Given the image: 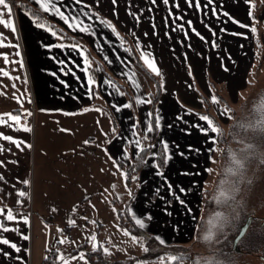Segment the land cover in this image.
<instances>
[{
    "label": "crops",
    "instance_id": "obj_1",
    "mask_svg": "<svg viewBox=\"0 0 264 264\" xmlns=\"http://www.w3.org/2000/svg\"><path fill=\"white\" fill-rule=\"evenodd\" d=\"M25 2L84 39L98 62L85 65L84 46L80 44L81 52L71 46L77 43L60 42L47 27H39L24 9ZM55 2L70 16L83 17L89 31L69 28L62 17L43 9L36 0H6L0 5L4 9L0 14L15 25L13 30L10 24L0 21V53L7 54L0 55V113L11 112L21 117L16 122L0 116L6 121L0 124V132L28 142L17 146L15 141L0 136V160L4 161L0 165V207H5V213L10 207L14 215L29 217L27 221H7L6 214H0V220L11 225L0 228V236L18 246L12 248L0 241V264H31L34 214L45 217L46 208L51 207L73 209L79 200L91 194L94 185L101 190L105 186L106 191L123 192L122 198H129L131 214L145 220L147 231L167 243H189L200 216L204 182L209 175L206 169L212 163L209 157H213L216 147V141L207 137H217V132L205 133L197 127L208 126L202 119L204 97L225 119L228 115L219 110L225 107L223 102L211 100L216 95L213 80L224 83L233 97L248 85V74L255 60L253 31L244 26L251 25L250 5L247 0H200V7L196 6V0L191 5L187 0H179V8L176 0H169L168 4L164 0ZM233 17L241 23H235ZM46 44L52 47L47 48ZM61 44L65 47H60ZM131 45L146 65L142 48L149 58L154 57L160 69L157 73L147 66L159 76L162 85L155 108V117L159 113L161 120L149 151L159 153L162 141H167L171 154L162 168H157L158 155L147 154L133 181L135 187L122 176L121 164L132 163L136 144H143L142 137L146 138L149 132L146 124L152 123L153 118L149 91L133 67ZM5 71L10 75H4ZM89 75L96 84L88 83ZM113 78L129 88L134 107L127 106L128 96ZM88 92L92 95H87ZM137 97H142L143 102H138ZM82 108L88 110L79 111ZM137 121L133 129L132 124ZM21 123L31 130L21 128ZM209 148L213 150L209 152ZM125 150L129 155H123ZM25 179L30 183L24 184ZM169 183L172 191L168 189ZM180 188L187 191L180 192ZM128 191H132L130 197L126 195ZM146 213H151L150 219Z\"/></svg>",
    "mask_w": 264,
    "mask_h": 264
},
{
    "label": "rangeland",
    "instance_id": "obj_2",
    "mask_svg": "<svg viewBox=\"0 0 264 264\" xmlns=\"http://www.w3.org/2000/svg\"><path fill=\"white\" fill-rule=\"evenodd\" d=\"M256 3L264 4V0H256ZM254 10L255 6H250V12L252 13ZM262 10L263 7L257 9L258 16L256 20L262 19ZM254 23L255 20H253L251 16V25H254ZM261 27L263 29V35L260 37L263 38V19ZM251 69V73L248 74V79L254 71L253 67ZM255 71V83L250 84L248 80L247 87L240 89L237 97H233L230 94L229 89L224 83L213 80L215 94L217 95L218 92L224 95L226 101L235 107V117L231 118L228 115V117L224 119L216 109L214 110L213 106L209 108L211 113L224 123L227 136L231 140L228 144V152H225L226 155L221 164L222 167L220 166L222 173L217 175L212 196L216 199L221 189L224 192H229L230 187L236 186L239 183L238 187L243 192V195L236 201V208L239 207L236 212L238 218L248 213L264 215V164L261 163V165H263L262 167L259 165L261 160L264 162V157L258 154L264 152V140H262L264 134L258 131V129L255 131L248 129L246 135L239 134L241 133L240 131L235 132V126L239 123L243 124L244 117L258 115L260 120L264 118V61L260 69H256ZM254 76L252 77L253 79H255ZM204 99L207 100L205 101V107L207 102L210 106L209 100L206 97H204ZM232 125L234 126L232 127ZM255 135H259L262 147L257 150H254L256 147L248 148L247 150L241 149V146H244L243 142L249 143V139ZM249 152H255L257 155L249 156ZM232 153H235L237 158L247 157L246 170L244 169L243 173H240V169H238L236 171L234 170V173L227 175L231 169H234ZM122 171H126V169ZM230 175L238 176L230 177ZM213 178H215L214 175L211 179L213 180ZM133 183V187H135L136 183ZM95 187L96 185L93 186L91 194H89L87 198L79 200L78 205L73 207L75 211L71 208L68 210L51 207L50 209L46 208V210L48 209V214L45 217L41 216L38 218V216L34 214L35 216L32 218L31 222V264H41L42 259H44L47 254V250L55 249L59 257L60 254L63 253V261H67V264H92L87 256V251H94L100 248L101 251L104 252V247L110 249L108 253L104 252L105 256L109 259H114L115 257L126 259L131 256L139 255L142 252V244L133 241L132 237L123 231L125 227H123L119 221L118 211L128 207L127 200L129 198L126 200L123 199V192L116 189H108L106 191L105 186L103 190L99 187ZM128 192L129 194H125L130 197L132 191ZM216 206L217 203L216 200H214V207L207 209L204 219L200 224L199 239H202L203 242L205 240H207V242L211 241V239L204 238L206 233L210 234L211 238L216 235V224L218 225L219 221L226 224V220H220L216 215L218 211ZM62 237L65 239L61 240ZM195 249L196 251L194 252H199V250L197 251V246L194 250ZM201 251L207 253V256L203 255L201 257V264H208L209 262L205 259V256L207 258L210 256L208 247L201 246ZM81 254L86 257V259H82ZM237 260L240 264H264V261L257 256L240 255ZM163 263V260H160L153 264ZM184 264H188V262L184 261Z\"/></svg>",
    "mask_w": 264,
    "mask_h": 264
},
{
    "label": "trees",
    "instance_id": "obj_3",
    "mask_svg": "<svg viewBox=\"0 0 264 264\" xmlns=\"http://www.w3.org/2000/svg\"><path fill=\"white\" fill-rule=\"evenodd\" d=\"M24 9L28 13H32L38 17V19L35 21L38 24L46 23L47 25L51 26L56 30V35L59 38L60 42L63 43H79L82 44L85 48L87 58L89 61L98 62V60L93 55L90 47L87 45L84 39H82L79 36H76L69 31H67L62 26L58 25L51 19H49L41 10H39L37 7L33 6L30 3H23L22 4ZM254 6H255V12L253 11L252 14L257 18V9L259 7H263V3H256V0H254ZM257 8V9H256ZM260 18V17H259ZM254 20V19H253ZM262 19L256 20L255 19V27L257 29V32H253L254 35V43H255V60L253 64L254 71L251 74V77L249 78L250 84L255 83L256 77L254 74L256 73V69H260L262 66V62L264 61V37H260L263 35V29L261 27ZM131 50L133 53V67L135 71L137 72L143 86L149 91L150 95V110L151 115L153 118L152 124H153V131H149L146 134V138L142 137L144 139L143 144L147 145L148 147H145L141 150L140 155H136V157L133 159L132 163L129 166H123L121 164V167L126 169V172L128 173V179L127 182L132 183L133 180L131 177L135 176L138 177L139 171L144 165L145 159L147 157V154L150 150L151 144L156 140L157 137V125L155 124V108L157 105V102L159 100V97L161 95L162 91V85L161 80L159 76L154 74L147 65L143 62V60L139 57L137 52L135 51L134 47L131 45ZM252 70V69H251ZM251 70L249 74L251 73ZM255 77L253 79L252 77ZM114 81H116L125 91V93L128 96L129 101H131V106L134 107V98L129 90V88L117 80L116 78H113ZM217 96L219 97L220 101L225 104V106L229 109H231L230 117H235V107H233L231 104H229L225 96L217 92ZM207 101V100H206ZM210 106L207 102L205 110H203L204 115H209L213 120L216 122V124L219 125V127L222 129V132L217 133V140H216V147L213 154V157L215 159H212L211 163V169L212 171L209 172V175L207 179L204 182V188H203V198L201 201V209H200V216L197 222V227L195 230V234L193 239L189 243H165L160 244L158 241L151 239V237H154L155 235L149 231H147L145 228H140L139 225L135 223V218L131 214V211L129 207L125 209H121L118 211L119 221L121 225L125 228H127L132 234L136 235L137 237H143L144 242L146 243L149 251H144V246L142 248V252L139 255L131 256L126 259H119L115 257L114 259H109L105 256L104 252L101 251L100 248L94 250V251H87V256L89 257V260L92 264H135L137 260H144L147 262V264H153L154 262H158L160 260H163V264H175V262H167V255L166 254H175V253H183L185 255L184 261L188 262V264H194V261L199 258L201 261V257L203 255L207 256V253L201 251V246L208 247V252H210V256L207 258L205 256V259L210 264H240L237 260V258L240 255H247V256H257L258 258L262 254L264 256V215H256V213H248L244 214L242 217H237V200L242 197L243 192L241 189H239V183L236 186H232L229 188V192L227 196H221L219 198H216L212 196L213 193V187L215 186L216 178L218 174H221V164L223 163L224 156L226 155V151L228 152L229 149V142L231 141L227 136V131L224 123H222L213 113L210 111ZM264 112V110H263ZM250 119V120H249ZM244 123H239L235 127V132L240 131L241 133L246 135L248 129L255 131L257 128L250 126H247L249 124H255L256 121L260 120L258 115H251V117H244L243 118ZM234 125H232L233 127ZM259 133V132H258ZM264 140V136L262 138ZM244 143V146H241V149L247 150L246 145H256V148L254 150L260 149L262 147V144L260 143L259 135L252 136L249 139V143ZM259 145V147H258ZM231 146V145H230ZM163 153L164 150L160 149L159 155H158V163L159 166L162 168L164 165V159H163ZM261 163L264 164V162L261 160L259 162V165ZM263 165H261L262 167ZM222 167V166H221ZM243 169H240L239 172L243 173ZM234 169H231L227 175L234 173ZM236 171V170H235ZM215 176L213 180L211 177ZM242 175V174H239ZM232 176H238V175H230ZM214 200H216L218 209L217 213H221V215H217L220 220H226V224L219 221L218 225L216 224V235L213 236L210 242H207L205 240L203 242L202 239H199L200 237V224L202 223L204 219V215L206 214L207 209H211L214 207ZM216 213V214H217ZM248 224V228L246 232L241 236L238 240L237 237L241 233L243 227ZM221 227V228H220ZM198 247L197 251L194 252L195 247ZM87 250V249H86ZM262 250V252H261ZM163 258V259H161ZM261 258V257H260ZM262 260V259H261ZM264 261V260H262ZM207 262V263H208ZM208 263V264H209ZM42 264H63V261L59 258L57 254V250H47V254L45 255Z\"/></svg>",
    "mask_w": 264,
    "mask_h": 264
},
{
    "label": "snow or ice",
    "instance_id": "obj_4",
    "mask_svg": "<svg viewBox=\"0 0 264 264\" xmlns=\"http://www.w3.org/2000/svg\"><path fill=\"white\" fill-rule=\"evenodd\" d=\"M36 2L40 5V7H42L43 9L49 11V12H53L55 13L56 15L62 17V19L64 21L67 22V26L69 28H80L82 29L83 31L85 32H88L89 31V28H88V25L87 23H83V17H76V16H70L69 14H67L65 11H63L62 9V5H60L59 3H56L55 0H36ZM80 3H85V0H79ZM96 3H99V0H95ZM116 0H113V3H115ZM188 4H192L193 3V0H187ZM6 3V0H0V5H3ZM153 3H155V0H153ZM164 3L165 4H168L169 3V0H164ZM247 3L250 5V6H254V0H247ZM196 6L197 7H200V0H196ZM90 7V6H89ZM176 7L179 8L180 7V4H179V0H176ZM4 9H0V13H3ZM7 11L10 13L12 11L11 9V6L9 5L8 8H7ZM29 15H31L33 21H36L38 19V17L32 13H29ZM85 16L88 15L87 12H85L84 14ZM249 15L252 16V18L255 20L256 17L251 13L249 12ZM139 18V17H137ZM233 19L235 20V18L233 17ZM106 20V18H105ZM0 21L4 22L5 24H10V22L8 20H5L3 15L0 14ZM109 23V26L112 27V28H115V25H112L110 21H107ZM189 24H191V21H188ZM235 23L237 24H240L241 21L240 20H235ZM10 26L12 27L13 30H15V25L14 23H11ZM245 27H251L252 28V31L253 32H257V29L255 27V25H244ZM39 27H47V30L49 32H51L53 35H56V30L54 28H52L51 26L47 25L46 23H42V24H39ZM193 31H196L195 28L192 29ZM117 35H119V33L117 32ZM145 35H147V33H145ZM241 35H246V33H241ZM10 42V41H9ZM45 47L47 48H51L52 45L51 44H46L44 45ZM60 47H65L64 44H61L59 45ZM72 47H75L77 49H80L81 52H83V49L81 48V45L80 44H73L71 45ZM141 52L143 53V59L144 61L147 63V66L149 68H151L154 72H157L159 73L160 69L158 68V66L156 65L155 63V60H154V57L153 58H149V55L147 53L144 52L143 48L141 49ZM0 55H3V56H7L6 53H0ZM21 63H22V60H21ZM61 63H63V61H61ZM85 65H88L90 64V61L87 59V57H85V61H84ZM84 71L85 72H88V67H85L84 68ZM4 75H10V73L8 72H4ZM109 83H111V81H108ZM88 83L91 85V84H96L97 81L92 77V75H89L88 76ZM87 95H92L91 92H88L86 93ZM97 95H99V93L97 92L96 93ZM4 95H7V93H4ZM149 96L151 95L150 93L148 94ZM17 100L20 99L19 96L15 97ZM211 100L213 102H217L218 103V100L219 98L216 96V95H212L211 96ZM137 101L138 102H143V98L142 97H137ZM149 103L151 101H148ZM21 103H23V101H21ZM128 107H131V101L128 102L127 104ZM118 107H123V105H120ZM55 111H62V109H54ZM88 109L86 108H82V109H79V111H87ZM221 111L222 114H225V115H230L231 113V109L229 108H226V107H221L219 109ZM23 111L25 112H28L29 110L28 109H23ZM0 116H8L11 118L12 121H16V122H19L21 120V117L19 115H14L12 114L11 112H8V113H0ZM202 119L204 121L207 122V127H202L200 125H197V127L199 128V130L201 132H205V133H208L210 130L212 132H222V129L219 127L218 124H216V122L213 120V118H211L209 115H203L202 116ZM160 120H161V117L159 115V113L156 114V117H155V124L157 126H159L160 124ZM2 123H6V121L4 119H0V124ZM139 123V121H137L136 123H133L132 124V128L135 129L137 127V124ZM19 126L21 128H25L27 130H31L30 126L27 125V124H19ZM247 126H250V127H255L258 129V131H260L262 134H264V118H262L261 120H258L256 121V123L254 125L252 124H249ZM146 129L148 131H153V124L151 122H148L146 124ZM65 131H68V129H64ZM112 131L115 133V128L113 127L112 128ZM105 135H107V133H105ZM138 135V134H137ZM0 136H3L6 140H9V141H15L17 146H19L21 143H25L27 144L28 142L27 141H22L21 139L19 138H16V137H13L11 135H5V133L3 132H0ZM208 140H211L213 142H215L217 140V137L215 135H209L207 137ZM85 143H91V141H85ZM129 143H131V141H129ZM162 144H163V149H164V153H163V159L165 162H167V160L169 159V156L171 155L169 152H168V142L167 141H162ZM28 147H31V144H28ZM103 147V146H101ZM145 147H148L147 145H144L142 143H137L136 144V149H137V152H136V155H140L141 154V150ZM188 147H192V145H189ZM246 148H254L256 147V145H246L245 146ZM0 148H2V146H0ZM213 149L212 148H209L208 151L211 152ZM105 152H107V149H104ZM261 157H264V152H260L258 153ZM123 155L127 156L129 155V153L127 152V150L124 151ZM148 155L149 156H152V157H155L157 155H159V153H156V152H152V151H149L148 152ZM249 156H254V155H257V153L255 152H249L248 153ZM232 156H233V161H234V170H238V169H243L245 166H246V160H247V157H243V158H237V155L235 153H232ZM209 159H215L214 157H209ZM154 162V161H153ZM4 164V161L3 160H0V165H3ZM119 164H116V168L119 169ZM157 168H159V164H157ZM207 171L211 172L212 169L211 168H208L206 169ZM161 172H162V169H161ZM121 174L124 176L125 180L128 179V173L126 171H122ZM0 177H2V174H0ZM133 180L137 179V177L133 176L131 177ZM17 179H19V177H17ZM165 179H167V177H165ZM24 184H29L30 181L25 179L23 181ZM193 183H196L195 181ZM168 189L169 191H172V185L171 183L168 184ZM18 191H22V190H18ZM187 191V189L185 188H180V192H185ZM22 194H25L26 193H23ZM6 195H10V193H6ZM173 195L176 196L177 199H179V195L175 192H173ZM227 196L228 193L227 192H224L222 189L221 191L217 194V198H219V196ZM0 199H2V197H0ZM181 203H184V201H180ZM19 203H23V201H19ZM73 211H75V208L73 209ZM165 211H167V209H165ZM0 214H6V219L7 221H14V220H17V219H20V220H29V217L24 215V216H17V215H14L13 213V210L9 207L7 208V211L5 213V207H0ZM216 215H221V213H217ZM133 216L135 218V223L137 225L140 226V228H144L145 227V220L144 219H141V218H138V217H135V213H133ZM145 216L147 218H151V213H146ZM74 223V221H73ZM11 225H8L6 224L5 221L3 220H0V228H10ZM123 231L125 233H127L128 235H130L132 237V240L135 241V242H138V243H141L143 246H144V251H149L146 243L144 242V238L143 237H137L135 235H133L127 228H124ZM21 235H24L23 233H21ZM205 239H210L211 236L210 234L206 233L205 234ZM65 238H61V240H63ZM151 239H154L156 241H158L160 244H165L166 241L159 235H155L154 237H151ZM0 241H3L4 243L6 244H9L11 245L12 248H17V244L8 239L6 236H0ZM103 251L105 253H108L110 251V249L108 247H104L103 248ZM167 255V262H175V264H184V259H185V255L183 253H175V254H166ZM62 261H63V253L60 254V257H59ZM81 258L82 259H86V257H84L82 254H81ZM163 259V258H161ZM63 264H67V261H63ZM136 264H147L146 261L144 260H137L136 261ZM194 264H201V261L199 258H197L195 261H194Z\"/></svg>",
    "mask_w": 264,
    "mask_h": 264
},
{
    "label": "water",
    "instance_id": "obj_5",
    "mask_svg": "<svg viewBox=\"0 0 264 264\" xmlns=\"http://www.w3.org/2000/svg\"><path fill=\"white\" fill-rule=\"evenodd\" d=\"M247 228H248V224H246V225L243 227L241 233H240L239 236L237 237V240H238L241 236H243V234L246 232Z\"/></svg>",
    "mask_w": 264,
    "mask_h": 264
},
{
    "label": "flooded vegetation",
    "instance_id": "obj_6",
    "mask_svg": "<svg viewBox=\"0 0 264 264\" xmlns=\"http://www.w3.org/2000/svg\"><path fill=\"white\" fill-rule=\"evenodd\" d=\"M260 255H261V256H260V257H261V259H262V260H264V256H263L262 254H260Z\"/></svg>",
    "mask_w": 264,
    "mask_h": 264
},
{
    "label": "built area",
    "instance_id": "obj_7",
    "mask_svg": "<svg viewBox=\"0 0 264 264\" xmlns=\"http://www.w3.org/2000/svg\"><path fill=\"white\" fill-rule=\"evenodd\" d=\"M32 124H33V120H32V122H31Z\"/></svg>",
    "mask_w": 264,
    "mask_h": 264
}]
</instances>
